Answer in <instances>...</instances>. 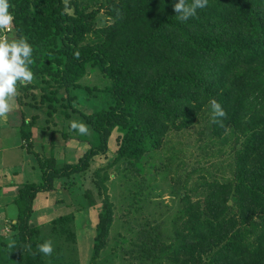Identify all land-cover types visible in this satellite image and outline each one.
I'll list each match as a JSON object with an SVG mask.
<instances>
[{
    "label": "trees",
    "instance_id": "1",
    "mask_svg": "<svg viewBox=\"0 0 264 264\" xmlns=\"http://www.w3.org/2000/svg\"><path fill=\"white\" fill-rule=\"evenodd\" d=\"M175 2L102 0L90 10L92 3L81 0H9L14 19L7 37L32 45L29 68L41 83L39 89L23 88L22 97L18 87L24 83L17 82L18 102L53 121L79 114L92 136L84 140L89 148L81 157L62 163L54 151L46 156L34 150L33 128L45 125L38 114L28 119L22 112L23 147L42 176L16 187L14 241L0 249L6 263L46 264L37 248L44 242L42 230L32 221L39 194L56 192L59 183L74 194L77 177L108 153L114 131L120 134L116 157L96 172L100 195L108 189L106 169L124 161L141 175L146 157L163 148L170 134L193 126L205 110L213 113L215 100L225 115H213V135L227 129L223 143L236 141L233 176L203 183V199L196 202L182 195L169 223L137 233V254L134 243L123 249L131 255L128 264H264V0H208L185 21L173 10ZM101 10L109 22L98 27ZM96 71L105 86L84 85ZM96 91L89 114L75 106ZM24 97L31 100L25 103ZM58 132L70 134L52 135ZM98 218L90 264L100 258L113 226L108 196ZM69 219L62 216L57 223Z\"/></svg>",
    "mask_w": 264,
    "mask_h": 264
},
{
    "label": "rangeland",
    "instance_id": "2",
    "mask_svg": "<svg viewBox=\"0 0 264 264\" xmlns=\"http://www.w3.org/2000/svg\"><path fill=\"white\" fill-rule=\"evenodd\" d=\"M101 1L81 0L85 4L92 3L90 10L98 9ZM108 22L109 20L101 10L97 15L96 26H103ZM7 40H16V37H7ZM23 83L20 88L18 87L22 97L23 88V91H26L25 87L29 90L36 84L39 85L38 89L41 87V83L35 79ZM82 83L90 87L103 88L107 80L96 71L89 72ZM38 89H33V93H39ZM96 94L97 91L94 96L92 95L93 97H89L87 94L85 96L86 102H77L75 106L80 111L89 114L92 110L89 98H95ZM23 100L28 103L31 99L24 97ZM18 105L21 116L23 111H26L25 114L28 119L38 114L39 123L45 125L44 127L36 126L33 128L35 137L33 136L32 140L34 148L38 152L48 156L54 148L57 158H61L63 163L65 161L75 162L89 148V144L84 140L92 136L91 128L88 126L87 134H80L78 131H72L69 126L70 121L86 124L84 118L79 114L64 122L60 119L53 121L44 116L42 112L31 110L27 104L19 103ZM213 115L207 109L193 126L170 134L167 138V144L160 150L148 155L143 161L144 172L141 175L136 166L128 165L124 161L106 169L109 174V180L106 182L108 189L106 193L100 195L95 184L98 180L96 172L102 167L108 166L116 157L120 134L114 131L109 141L108 153L96 156L90 169L77 177L74 194L69 193L63 184L59 183L56 194L53 193L50 196L46 193L44 198L39 197L37 199V208L51 203L50 207H45L47 209L40 210L36 214V219L39 222L36 225L40 226L42 230L41 239L50 240L53 245V252L50 255H43L44 262L46 264H90L93 243L97 234L98 215L103 210L105 197L108 196L114 222L108 237V244L95 264H128L131 255L125 253L123 248L126 247V243H134L133 248L137 254L140 248L136 246L138 243L136 236L143 227L149 228L150 225L162 222L169 223L173 212L181 204L180 198L184 194H189L193 202L203 199V195H201L205 191L203 183L214 180L224 181L231 178L234 173L236 141L232 139L229 142L230 139L227 138L226 144L223 143V138L229 132L227 129V132L224 131L218 137L213 135V122H211ZM53 130H65L69 131L70 134L68 137H63L60 132L52 135ZM44 131L45 134L43 135ZM67 149L69 150L67 151ZM19 160L20 158L17 157V160L15 159L11 163H5V161L4 163L20 166ZM35 162L37 164V161ZM26 166L24 164L23 168L25 177L29 178L28 182L40 180V171L29 172L30 170L27 171ZM104 172L101 170L99 175L104 176L106 173ZM90 198L95 200L94 206H90ZM62 216H68L69 221L57 223L58 218ZM3 221V217L0 216V249L3 244L10 245L13 243L14 239L10 238L15 235L14 224L9 219ZM63 229H65V233L61 234ZM3 237L6 238L5 241L1 239ZM5 259L6 257L1 256L0 264H8ZM131 264H133L132 261Z\"/></svg>",
    "mask_w": 264,
    "mask_h": 264
},
{
    "label": "clouds",
    "instance_id": "3",
    "mask_svg": "<svg viewBox=\"0 0 264 264\" xmlns=\"http://www.w3.org/2000/svg\"><path fill=\"white\" fill-rule=\"evenodd\" d=\"M208 0H192L191 5L185 0H176L173 10L177 13L178 19L187 20L194 17L198 8L206 7ZM9 0H0V30H10L13 22V14L9 11ZM33 55V47L23 37L16 40L0 38V118L6 116L10 110L9 100L16 95L17 82H31L33 72L29 68ZM211 107L215 117L225 115L220 104L215 100L211 101ZM71 129L80 134H87L88 125L83 122L70 121ZM38 251L50 255L53 252V245L50 240H45L37 245Z\"/></svg>",
    "mask_w": 264,
    "mask_h": 264
},
{
    "label": "crops",
    "instance_id": "4",
    "mask_svg": "<svg viewBox=\"0 0 264 264\" xmlns=\"http://www.w3.org/2000/svg\"><path fill=\"white\" fill-rule=\"evenodd\" d=\"M18 104L19 103L17 100V96L15 95L13 98L9 100V105H10L9 112L6 114L5 117L0 118V216L3 217L4 221L9 219L12 224L16 223L17 215H18L17 207L13 202L17 191L16 187L21 184L27 183L29 180L28 177H25L23 166L24 164L27 165L26 166L27 171L30 170L29 172L31 171L34 172L35 170H39L38 165L35 162L36 158L34 157V155L29 154L26 148L23 147L24 142L20 137V126L22 123L23 116H21L20 106ZM44 134L45 131L43 132V135ZM34 150L37 151L35 148ZM68 150L69 149H67V151ZM52 151L55 152V149L53 148ZM3 155H5V157H2ZM17 157L20 158L18 162L20 166L5 164V163H11L15 159L17 160ZM41 176L42 174L40 171L39 174L40 179ZM53 193L56 194V192H49L47 194L50 195ZM45 194L46 193L39 194L38 198L39 197L44 198L43 196H45ZM50 206L51 203H49L46 206L45 204L41 206L44 208L41 207L37 208L36 205L35 212L33 213L32 216V221L35 224H38L39 222L36 219V214L40 210L42 211L43 209H47L45 207H50Z\"/></svg>",
    "mask_w": 264,
    "mask_h": 264
},
{
    "label": "built area",
    "instance_id": "5",
    "mask_svg": "<svg viewBox=\"0 0 264 264\" xmlns=\"http://www.w3.org/2000/svg\"><path fill=\"white\" fill-rule=\"evenodd\" d=\"M11 31V28L10 30H0V38H4L6 39L7 37V34Z\"/></svg>",
    "mask_w": 264,
    "mask_h": 264
}]
</instances>
